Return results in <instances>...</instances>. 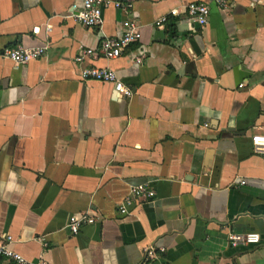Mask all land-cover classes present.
Instances as JSON below:
<instances>
[{
	"label": "crops",
	"instance_id": "crops-1",
	"mask_svg": "<svg viewBox=\"0 0 264 264\" xmlns=\"http://www.w3.org/2000/svg\"><path fill=\"white\" fill-rule=\"evenodd\" d=\"M78 1L0 0V50L48 40L23 65L0 56V235L11 236L9 248L31 264H141L151 244L164 247L154 264H264V155L250 143L264 136V0H198L209 7L204 26L168 16L162 28L155 18L193 0H118L129 11L104 9L97 28L64 18ZM126 18L140 31L127 54L73 62L119 35ZM89 66L113 70L133 94L80 80ZM139 183L154 198L118 215ZM79 212L95 219L69 235L67 218ZM228 231L259 241L230 247Z\"/></svg>",
	"mask_w": 264,
	"mask_h": 264
},
{
	"label": "built area",
	"instance_id": "built-area-1",
	"mask_svg": "<svg viewBox=\"0 0 264 264\" xmlns=\"http://www.w3.org/2000/svg\"><path fill=\"white\" fill-rule=\"evenodd\" d=\"M213 3L219 8H227L230 6L231 0H212ZM108 7L114 9L129 11L131 8L130 3L119 2L118 0H79L78 3L70 5L69 10L65 13L64 18L84 27L97 28L101 23L102 11ZM209 12L208 4L204 1L193 0L183 5L181 10L176 8L169 9L165 14L155 18L152 22L154 28H162L166 22L167 17L180 18L185 21L189 26L202 27L206 24ZM38 27H33L31 32L38 33ZM45 33L50 30V25H44ZM140 31L137 22L132 18L122 20V31L116 36H104L98 42L96 48H83L73 58V62L79 64L88 57L95 59L102 57L105 59H115L127 51L131 44L139 41ZM48 40H42L38 45L33 47H25L20 44L13 46H6L0 50V56L10 60L13 64L23 65L29 61L39 58L47 49ZM141 63V56L132 57L130 59L131 65ZM78 76L80 80H93L100 83L110 84L112 90L121 99L129 98L133 91L130 87L125 85L117 77L116 73L105 67H79ZM239 87L242 84L238 85ZM206 126V124H203ZM251 149L254 153L264 155V136H251L250 137ZM264 160V158H263ZM238 184H243L239 181ZM155 196L152 186L146 183L133 184L128 186L127 193L116 204V211L118 215H127L131 209L141 202L150 201ZM94 217L86 212H79L72 214L67 218L66 230L69 235H75L79 229L86 224L94 221ZM12 238L9 235H0V258L7 259L13 264H31L25 260L20 254L9 248V243ZM259 236L254 232L235 233L228 231L226 233V244L230 247L246 246L257 244ZM164 251V247L151 244L141 248L142 262L141 264H154L157 260V254ZM36 264H45L42 261Z\"/></svg>",
	"mask_w": 264,
	"mask_h": 264
},
{
	"label": "trees",
	"instance_id": "trees-1",
	"mask_svg": "<svg viewBox=\"0 0 264 264\" xmlns=\"http://www.w3.org/2000/svg\"><path fill=\"white\" fill-rule=\"evenodd\" d=\"M169 28H170V31H173V24H171V25L169 26Z\"/></svg>",
	"mask_w": 264,
	"mask_h": 264
}]
</instances>
